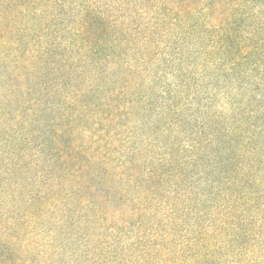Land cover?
<instances>
[{
    "label": "trees",
    "instance_id": "1",
    "mask_svg": "<svg viewBox=\"0 0 264 264\" xmlns=\"http://www.w3.org/2000/svg\"><path fill=\"white\" fill-rule=\"evenodd\" d=\"M0 264H264V0H0Z\"/></svg>",
    "mask_w": 264,
    "mask_h": 264
}]
</instances>
